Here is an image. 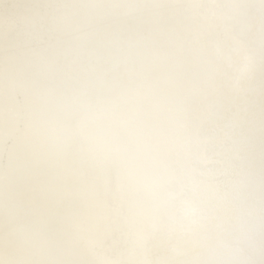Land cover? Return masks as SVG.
<instances>
[{
	"label": "snow or ice",
	"instance_id": "obj_1",
	"mask_svg": "<svg viewBox=\"0 0 264 264\" xmlns=\"http://www.w3.org/2000/svg\"><path fill=\"white\" fill-rule=\"evenodd\" d=\"M259 5L264 30V0ZM253 7L247 0H52L25 17L24 55L6 65L15 62L18 72L30 74L37 102L18 117L22 155L11 153L0 175V212L8 221L0 233V264H79L57 258L58 244L97 252L103 244L97 234L113 226L141 245L188 231L200 211L196 193L203 191L211 150L200 113L172 103L169 123L144 150L145 112L128 101L145 94L179 101L183 89L158 65L180 49L210 50L211 72L194 87L208 101L206 115H213L208 90L227 92L251 74L241 32ZM172 10L184 17L180 27L168 23ZM114 16H147L149 26L114 29L105 24ZM9 136L5 128V143ZM20 175L31 178L27 203L16 192ZM49 199L63 207L58 230L43 206ZM252 241L251 234L237 235L211 253L216 259L197 264H257ZM44 254L48 258H34Z\"/></svg>",
	"mask_w": 264,
	"mask_h": 264
},
{
	"label": "bare ground",
	"instance_id": "obj_2",
	"mask_svg": "<svg viewBox=\"0 0 264 264\" xmlns=\"http://www.w3.org/2000/svg\"><path fill=\"white\" fill-rule=\"evenodd\" d=\"M52 0H0V175L8 164L11 153L22 155L24 145L18 139L19 115L37 102L29 73L17 71L16 63L6 65L10 57L22 58L28 36L23 28L25 17ZM254 5L249 11V24L244 26L241 38L252 56L253 68L248 78L227 92L208 90L213 115H206L208 102L194 87L197 79H206L211 72V51L199 52L192 48L175 51L166 64L157 71L170 76L182 88L179 101L159 100L151 94L128 101L145 112V125L139 142L144 150L153 144V137L169 123L168 109L180 103L183 109L199 112L204 133L209 137L207 153L208 174L203 178V191L197 192L200 211L190 219L186 233L173 234L167 241L154 239L147 245L130 241L119 228L113 226L97 235L103 240L97 252L81 246L65 250L63 242L57 246V258L89 264L99 258L138 264L142 260H178L181 264H197L217 257L213 251L223 249L237 235L251 234L254 251L251 258L259 264L264 259V30L259 0H247ZM184 17L178 10L167 13L169 24L181 26ZM105 24L120 30L144 29L149 18L134 19L110 17ZM5 128L10 130L7 143ZM31 178L20 175L16 192L26 203L30 194ZM0 181V201L3 199ZM48 210L50 225L58 230V219L63 207L53 199L43 202ZM7 218L0 212V233L7 229ZM0 258H3L0 246ZM34 258H48L47 254Z\"/></svg>",
	"mask_w": 264,
	"mask_h": 264
}]
</instances>
